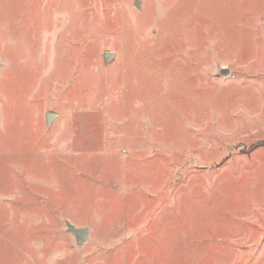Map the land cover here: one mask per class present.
<instances>
[{
    "label": "rangeland",
    "instance_id": "obj_1",
    "mask_svg": "<svg viewBox=\"0 0 264 264\" xmlns=\"http://www.w3.org/2000/svg\"><path fill=\"white\" fill-rule=\"evenodd\" d=\"M0 264H264V0H0Z\"/></svg>",
    "mask_w": 264,
    "mask_h": 264
},
{
    "label": "water",
    "instance_id": "obj_2",
    "mask_svg": "<svg viewBox=\"0 0 264 264\" xmlns=\"http://www.w3.org/2000/svg\"><path fill=\"white\" fill-rule=\"evenodd\" d=\"M140 2H137V5L139 7ZM113 57V53L106 52L104 53L105 61L108 62ZM219 74H221L224 77L229 76V70L226 67H222L219 70ZM54 117L53 114H47V121L50 122V120ZM67 231L72 234L75 238V240L82 246L85 241L87 240L88 236L90 235V229L89 228H80L72 224L71 222H67Z\"/></svg>",
    "mask_w": 264,
    "mask_h": 264
}]
</instances>
